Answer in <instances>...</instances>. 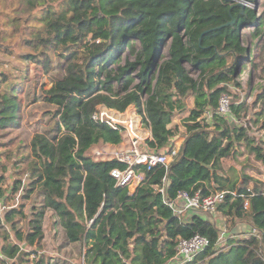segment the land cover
Here are the masks:
<instances>
[{
  "label": "trees",
  "instance_id": "trees-1",
  "mask_svg": "<svg viewBox=\"0 0 264 264\" xmlns=\"http://www.w3.org/2000/svg\"><path fill=\"white\" fill-rule=\"evenodd\" d=\"M27 1L40 5L39 0ZM241 11L225 0H62L57 9H47L41 29L20 43L29 50L21 59L33 64L36 75L54 68L61 73L43 91V101L53 107L54 128L49 136L35 134L27 154L23 147L0 151V199L9 208L0 215V264H48L33 249L41 245L46 211L57 218L54 225L63 230L65 243L79 244L85 264H165L180 239L196 235L205 237L209 246L191 264H264V184L246 175H222L223 162H235L239 147L264 165V142L257 144L231 121L215 115L207 124L204 118L206 110L217 109L222 95L231 94V86L241 89L238 62L248 52L239 29L260 25L251 9ZM232 20L233 25H226ZM125 50L134 60L119 65ZM186 64L198 71L195 79ZM188 97L192 107L186 106ZM98 106L117 111L134 107L150 133L144 146L152 152L179 133L171 123L183 116L184 139L168 170L137 166L143 178L135 191L118 185L111 172L127 166L117 160L94 161L87 154L98 144L122 142L118 132L91 120ZM230 107L233 118L240 120L243 104L234 94ZM17 116L14 92L0 91V130L12 127ZM232 163L228 172H233ZM11 171L12 181L4 187ZM24 174L29 182L20 200L36 193L40 204L31 208L29 217L23 203L8 205ZM164 177L171 198L179 192L243 195H227L218 212L228 224L248 223L259 238L229 240L218 251L215 225L201 217L186 225L172 218L157 193ZM245 198L247 210L242 207Z\"/></svg>",
  "mask_w": 264,
  "mask_h": 264
},
{
  "label": "rangeland",
  "instance_id": "rangeland-1",
  "mask_svg": "<svg viewBox=\"0 0 264 264\" xmlns=\"http://www.w3.org/2000/svg\"><path fill=\"white\" fill-rule=\"evenodd\" d=\"M62 0H39V4H28L27 0H0V91H13L18 103V116L14 125L8 129L0 130V151H17L19 147L23 154L29 153V146L35 134L49 133L54 128V119L51 116L53 107L43 101V91L51 87V81L61 76L58 69H52L47 75H36L33 70V64L27 63L21 59L26 52L25 45L20 43L23 37L35 34L43 26V21L47 17V9L55 10ZM229 4L238 7L243 6L242 12L251 9L254 15L260 20V25H242L239 29L240 41L242 47L247 49L248 55L244 60L238 62L240 73L236 78L241 89L230 87L231 102L232 94L237 102L243 104L240 114V120L234 118L232 126L243 127L247 130V135L253 137L257 144L264 142V0H254L253 3H247L245 0H229ZM135 49H140V44L134 41ZM167 47L163 50V55L167 57ZM127 60L133 61L132 56L127 50L121 52L120 64ZM161 61V60H160ZM116 69L115 65L111 66ZM190 76L195 79L198 71L185 65ZM114 90L118 91V86L114 84ZM186 106L192 107V98L186 99ZM51 111V112H50ZM137 112V111H136ZM183 117V116H182ZM182 117H173L171 125H178L179 133L177 142L181 145L184 139V128L182 126ZM148 129L142 124L141 134L146 137ZM49 136V134H47ZM142 144V142H141ZM144 144V143H143ZM105 149L107 146L98 144L88 151V156L94 160V153L97 150ZM144 147V146H143ZM238 155L236 161L231 160L223 162L224 172L222 175L235 179L236 177L246 175L259 183L264 184V165L254 160L253 155L248 154L244 147L237 148ZM109 152V149L105 151ZM107 160V159H106ZM100 161V160H98ZM105 161V160H104ZM233 166V172L229 171L230 165ZM29 174H24L22 187L15 195L10 207H15L19 203L24 204L26 217H29L33 206L39 207L40 204L32 193L28 199L23 202L20 200L24 190L29 182ZM6 184L11 183L13 171L6 175ZM24 186V187H23ZM264 189V185L263 188ZM35 192V191H34ZM0 199V203H2ZM57 218L52 216L51 211H46L43 220L44 236L40 246H34V250L44 254L45 263L48 264H85L83 259V250L81 253L79 244L69 245L65 243L64 233L61 227L54 222ZM246 223V222H239ZM234 225L228 224L232 229ZM248 224V223H246ZM22 229L25 231V220L22 221ZM247 237V236H246ZM245 238V237H241ZM24 250L32 251L30 247H24ZM35 254V253H33ZM36 256V255H35Z\"/></svg>",
  "mask_w": 264,
  "mask_h": 264
},
{
  "label": "built area",
  "instance_id": "built-area-1",
  "mask_svg": "<svg viewBox=\"0 0 264 264\" xmlns=\"http://www.w3.org/2000/svg\"><path fill=\"white\" fill-rule=\"evenodd\" d=\"M215 115L227 121L234 120L228 95H222L219 98L217 109L206 110L204 114L205 122L211 124ZM91 120L95 124L105 125L121 135L122 142L118 146L104 145L107 147L97 150L93 154V159L94 161L117 160L125 164L127 167L124 171L113 170L111 176L117 180L118 185L122 187L127 186L130 193L135 191L143 178L142 172L137 171L135 167L142 166L146 171H150L156 166H162L167 171L180 147L177 142L178 138L174 137L160 151L152 152L147 150L143 143L149 137H142L144 135L141 134L142 119L134 107H128L124 111H117L105 106H98L92 113ZM107 149H109L108 153L105 152ZM167 189L168 181L164 177L162 185L157 189V193L161 195L163 204L171 210L172 216L181 224L186 225L194 217H201L215 225L218 231L216 240L218 251L226 248L229 240H235L242 236L246 237L245 235H232L227 224L228 218L220 216L218 212L219 205L224 202L227 195L233 198L237 196L243 198V195H237L235 192L230 191H219L207 197H201L199 193L190 196L187 193L179 192L174 198H171L168 195ZM247 192L250 193L251 188H248ZM262 195L264 197V189H262ZM242 207L243 210L249 208L248 199L245 198L243 200ZM8 209V207L0 203L1 216ZM249 235H255L259 238L255 230H252L247 236ZM208 246V240L202 236L196 235L188 240L180 239L177 243L174 256L165 264H191L200 254L206 251Z\"/></svg>",
  "mask_w": 264,
  "mask_h": 264
},
{
  "label": "water",
  "instance_id": "water-1",
  "mask_svg": "<svg viewBox=\"0 0 264 264\" xmlns=\"http://www.w3.org/2000/svg\"><path fill=\"white\" fill-rule=\"evenodd\" d=\"M225 1H227L229 3V0H225ZM237 6L239 8H241V10H242L243 6L241 4H238ZM233 23H234V21L232 20V21L228 22L226 25H233ZM205 33H207V32H205ZM172 218H173V216H172ZM252 230L253 229L249 224L239 223L236 226H234L232 229H230V233L232 235H235V236H237V235H248L252 232Z\"/></svg>",
  "mask_w": 264,
  "mask_h": 264
},
{
  "label": "crops",
  "instance_id": "crops-1",
  "mask_svg": "<svg viewBox=\"0 0 264 264\" xmlns=\"http://www.w3.org/2000/svg\"><path fill=\"white\" fill-rule=\"evenodd\" d=\"M147 136H148V137L150 136V133H149V132H147L146 137H147ZM237 236H239V235H237Z\"/></svg>",
  "mask_w": 264,
  "mask_h": 264
}]
</instances>
